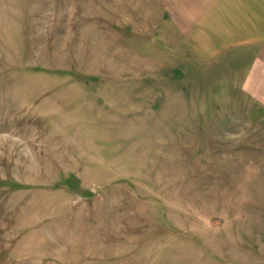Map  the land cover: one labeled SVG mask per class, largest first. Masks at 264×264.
<instances>
[{
	"label": "rangeland",
	"instance_id": "rangeland-1",
	"mask_svg": "<svg viewBox=\"0 0 264 264\" xmlns=\"http://www.w3.org/2000/svg\"><path fill=\"white\" fill-rule=\"evenodd\" d=\"M217 11L0 0V264H264V87Z\"/></svg>",
	"mask_w": 264,
	"mask_h": 264
},
{
	"label": "crops",
	"instance_id": "crops-1",
	"mask_svg": "<svg viewBox=\"0 0 264 264\" xmlns=\"http://www.w3.org/2000/svg\"><path fill=\"white\" fill-rule=\"evenodd\" d=\"M216 8L218 39L230 46L250 41L249 87H264V0H216Z\"/></svg>",
	"mask_w": 264,
	"mask_h": 264
}]
</instances>
